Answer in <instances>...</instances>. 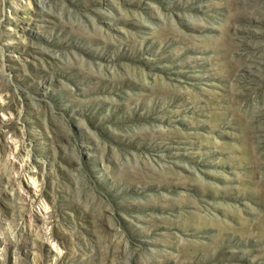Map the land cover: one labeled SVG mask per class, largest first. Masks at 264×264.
<instances>
[{"label":"rangeland","instance_id":"374dc122","mask_svg":"<svg viewBox=\"0 0 264 264\" xmlns=\"http://www.w3.org/2000/svg\"><path fill=\"white\" fill-rule=\"evenodd\" d=\"M0 264H264V0H0Z\"/></svg>","mask_w":264,"mask_h":264}]
</instances>
